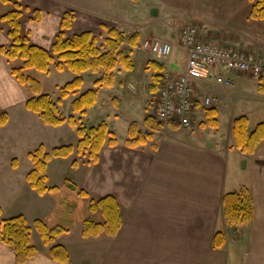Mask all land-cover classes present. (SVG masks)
<instances>
[{"label":"crops","instance_id":"crops-1","mask_svg":"<svg viewBox=\"0 0 264 264\" xmlns=\"http://www.w3.org/2000/svg\"><path fill=\"white\" fill-rule=\"evenodd\" d=\"M20 3L29 9L20 19L21 32L28 35L32 45L48 52L55 37L61 32V19L65 13L72 12L75 16L71 29L63 32L67 38L90 32L104 39L107 32L103 27L115 29L127 39L136 36L135 48L128 44L122 47L133 70L126 72L118 68L115 73L120 69L126 72L119 85L126 88L131 84V96L135 97L139 92L145 94L142 119L139 122L128 121L129 126L136 124L138 131L143 134L148 132L144 119L151 117L158 92L149 91L152 82L148 76L144 77L146 70L154 71V67L148 65V60L163 65V74L167 70L182 71L185 55L175 44L172 55L167 59L152 58L142 51L141 44L153 37L143 26L135 23L138 14L137 9L133 10L132 7L136 8L141 3L148 8L149 18L156 19L150 25H162V30L167 33L163 41L176 42L180 31L191 24L198 28L201 41H213L264 55V19L251 18L254 6L251 0H77L72 6L61 4V0H20ZM153 9L157 11L155 17L151 16ZM10 10L9 5L0 6V18ZM33 11L39 12L38 23L30 22ZM7 30L6 23L0 22V47L10 45ZM18 61L21 62H8L0 57V111L8 115L7 124L0 128V167L4 168L0 170V182L4 180L15 185L14 191H10V205L19 202L23 209L28 207V210H35L33 215L24 212L16 215H22L32 231L34 221L44 222L47 214L55 212L58 204L53 198H57L60 189L49 185V166L56 159L46 165L45 185L57 190L39 196L29 187L26 176L33 169V164L28 155L40 146L49 152L51 148L48 142L41 141L38 144L37 137L41 136L39 132H43L47 141H52L54 139L48 135L55 134L50 128L58 129L60 126H46L36 115L25 109V102L33 95L10 75L11 68L22 66L21 62V65L14 67ZM139 73L142 75L140 79L137 77ZM223 74L233 86L222 90L212 82L200 84L202 89L199 90L200 96L195 104L194 119L189 131L167 127L165 129L170 134L166 138L155 137L163 130L151 133L152 138L144 146L135 149L127 148L126 140L116 141L115 147L104 146L101 149L97 163L91 164L82 159L76 168L71 169L70 183L84 191L89 199L111 197L119 204L122 224L114 237L83 238L84 220L74 234L72 228L61 223V220H56L52 225L44 222L48 228L60 226L68 229V233L58 236L53 245H60L66 250L69 264H264V141L251 155H242L236 150L232 125L239 117L229 119L228 137L224 146L219 135H216L219 108L223 101L229 102L234 87L235 81L231 78H246L243 87L255 89L259 96L256 112L261 116L255 127L264 124V82L249 75ZM117 75L114 74V84L119 83ZM140 87H146V91ZM92 90L97 91V88ZM203 92L214 93L220 98L219 106L214 108L217 126L214 128V142L209 148L193 136L199 129L207 127H204V123L207 121L208 110L203 109L201 103ZM74 97L77 99L79 96ZM240 117L247 119L248 132L251 133L255 127L249 130V118ZM25 147L29 148L25 150ZM18 148L22 149V157L30 162L25 172L20 174ZM70 158L63 160L68 161ZM242 188H246L250 194L252 219L245 227L231 228L223 218L222 199L226 194L238 192ZM0 208L2 219H8L1 200ZM217 232L225 240L219 250L213 249V239ZM35 234L38 255L25 264H59L51 261L47 255L52 245L45 246L36 231ZM0 264H16L13 253L1 243Z\"/></svg>","mask_w":264,"mask_h":264},{"label":"trees","instance_id":"trees-1","mask_svg":"<svg viewBox=\"0 0 264 264\" xmlns=\"http://www.w3.org/2000/svg\"><path fill=\"white\" fill-rule=\"evenodd\" d=\"M251 2L254 3L251 18L264 19V0H251ZM5 5H9L11 10L0 18V22L6 23L8 27L6 35L10 45L0 47V57L8 62L20 60L23 63L18 68H11L10 75L20 86L26 87L33 95L25 102V109L36 115L46 126L59 127L67 122L72 128L76 129L78 136L75 147L76 154L86 157L91 164L97 163L101 149L104 146L115 147L116 140L108 132L105 123L91 128L77 124L85 116L86 110L91 109L96 104V90L86 91L72 102V112L79 115L78 121L72 116L67 120L62 118L58 106L62 103V100L81 89L83 74L100 75L93 82L94 88L110 89L114 85V72L118 68L132 71L133 65L123 53L122 47L128 44L130 47L135 48L137 46L136 36L133 35L127 39L123 33L103 27L107 32V37L102 42L103 45H100L98 38L90 32L67 38L63 32L71 29L75 16L72 12L65 13L61 19V32L55 37L51 50L48 52L32 45L28 35L21 32L20 19L24 12H29V9L24 8L20 0H0V6ZM39 21V12L33 11L30 22L38 23ZM53 64L56 71H67L75 76L72 81L61 88L60 99L57 103H54L48 95L42 94L40 83L26 74V71L29 70L48 74L49 66ZM151 65L154 67L153 70L156 74L152 77V86L149 91L154 93L161 83V75L165 67L156 63H151ZM215 115L214 109L206 111L207 126L216 128ZM7 122V113L0 111V128L4 127ZM144 126L148 130L145 134L138 131L136 124L132 123L129 126L125 142L127 148L135 149L144 146L152 138L151 133H159L165 127L164 124L156 122L149 116L144 119ZM166 126L170 129H179V126L174 123H169ZM247 126L248 121L245 117L235 119L232 125L234 147L242 155H251L258 145L264 141V124H258L251 133L248 132ZM73 152V147L62 146L52 149L48 154L44 153L43 147L40 146L29 154L28 158L33 164V169L26 176L29 187L39 196L55 192L56 188L49 189L45 185L47 180L45 175L46 165L53 158L67 159ZM71 166L76 168L77 163L73 162ZM66 184L72 192L87 200L89 214H99L102 218L99 223L84 220L82 222V237L116 236L122 224L119 204L111 197H104L99 200L89 199L84 191L78 190L69 182ZM222 211L227 226L242 228L249 225L253 212L249 191L242 188L238 192L226 194L222 199ZM1 217L2 211L0 208V243L13 253L16 264H25L36 257L38 249L31 243V228L26 219L22 215L8 219H1ZM33 228L45 246L52 245L47 254L49 259L59 264H69L66 250L60 245H53L58 236L68 233V229L60 226L48 228L41 220L34 221ZM224 243L223 235L217 232L213 239V249H221Z\"/></svg>","mask_w":264,"mask_h":264},{"label":"rangeland","instance_id":"rangeland-1","mask_svg":"<svg viewBox=\"0 0 264 264\" xmlns=\"http://www.w3.org/2000/svg\"><path fill=\"white\" fill-rule=\"evenodd\" d=\"M77 0H61V4L64 5H74ZM131 9H137L138 17H136L134 20L135 23L139 26H143V28L146 29V32H149L153 38L156 39H163L166 38V34L162 29V25H158L157 27H154L150 25V23H154L156 19H150L149 14L150 11H148V8L146 6L141 5L132 7ZM103 42V36H100L98 38V43L101 45ZM103 45V44H102ZM152 58H156L154 56H151ZM158 59V58H156ZM152 62L151 60H148V65H150ZM21 65V62H16L14 64V67H17ZM127 72V71H126ZM122 69H120L118 72H114V74H118L117 78L118 84H114L112 88L105 89V88H97V101L96 105L92 107L91 109H87L86 114L87 116L81 118L80 122H77L78 125H83L86 128L91 127H97L101 123H105L108 127L109 132L113 133V137L118 142H123L124 140H127V133H128V121H135L139 122L142 119L143 113H144V106H145V94H142L139 92L138 94H135L134 96H131V92H133V89L131 84L127 85L126 88L122 87L121 84L123 82L122 78L125 75V73ZM146 75L144 77L149 78V80L152 82V77L154 75V71H148L146 70ZM27 75L37 80L41 87H42V94L48 95L50 99L57 103L60 99V90L61 88L72 81L74 79V75L70 72H58L54 68V64L49 66V73L48 74H42L40 72H37L35 70H29L27 71ZM100 75H92V74H83L82 78L84 81L83 87L75 92L74 94L70 95L67 99L62 100V103L58 106L59 108V114L62 118L68 119L70 116H72L76 121L79 119L78 114H73L71 104L75 100L74 96H80L81 94L85 93L84 89L94 88L93 82L99 78ZM139 79L142 77L141 73L137 75ZM232 81H235L234 87L232 88V91L230 93V100L229 102H224L219 108L218 111V131L216 135L218 134L221 140L223 141V146L226 142V139L228 137V121L230 118H236L240 116H247L250 121V129L253 130L255 125L257 124L260 116L259 112H256L257 108L259 107V104L257 102L258 94L256 93L255 89L253 87H243V83L246 82V78H241L240 80H236L231 78ZM260 81H263L262 79H258ZM264 82V81H263ZM144 82H142L143 85ZM160 85V84H159ZM143 88L144 92L146 91V87H140ZM91 89V90H92ZM139 91V89H137ZM89 91V90H87ZM137 96V97H136ZM132 98L131 99H129ZM155 105L152 108V111L154 109ZM85 114V115H86ZM152 115V112H151ZM204 123V122H203ZM207 126V121L204 123V127ZM61 127V128H60ZM58 129L50 128L52 130V133L55 134V136L49 137L53 138L54 140H49L45 137L43 132L41 133V136L37 137L40 144L41 141H46L49 143L48 146H50L51 150L49 152L45 151L44 153H50L53 148H59L62 146H71L74 145V143L78 142V136L76 133V129L72 128L67 122H65L62 126H60ZM168 126L165 125L163 131L159 134L161 139L166 138L168 134H170L169 130H167ZM201 127V125H199ZM167 128V129H165ZM203 128V126L201 127ZM215 130L214 128L207 126L205 129H199V132L193 136L197 139H200V142L202 144H205V147L209 148L210 144L214 142L213 138L215 137ZM142 133V132H141ZM54 144V145H53ZM77 145V143H76ZM73 147L74 152L72 154V157L67 161L63 159H56L53 160L52 163H50L49 166V172H50V183L51 186H57L60 189V194L57 196V198H53L55 202H57L58 206L57 209L53 214H47L46 219H44V222L46 224H54L56 220H61V223H64L67 225L68 228H72L73 234L77 232L78 227L80 226V223L83 220H94L96 222H101L102 218L98 215H91L88 212V202L85 199L80 198L75 192H72L68 187L66 183H70V180L72 178V171L71 169H74L71 164L73 162H76L78 165V162L84 160H88L86 157L78 156L75 151V147ZM33 146V145H30ZM29 147H25V150H27ZM34 151V150H33ZM31 151V152H33ZM19 156V173L25 172L26 168L28 167L27 164L30 162L27 160V158L22 157L23 152L21 148H18ZM54 159V158H53ZM52 160V159H51ZM50 160V161H51ZM49 161V162H50ZM56 161V162H55ZM48 162V163H49ZM68 165V166H67ZM0 170L3 171L4 168L0 167ZM46 175V171H45ZM60 182V183H59ZM20 184V182H18ZM17 186V184H16ZM15 185L11 184L9 181H2L0 182V200L4 206L5 210V216L6 217H14L19 212H24L26 214H32L35 212V210L28 207L26 209H23V207H20V203H13L10 205L11 199H10V191L13 190ZM51 189V188H50ZM6 201V202H5ZM19 201V200H18ZM64 205V206H63ZM65 216L68 218L65 219ZM29 218V217H27ZM2 219V217H1ZM37 233V232H36ZM35 231H31V243L36 246L35 239Z\"/></svg>","mask_w":264,"mask_h":264},{"label":"built area","instance_id":"built-area-1","mask_svg":"<svg viewBox=\"0 0 264 264\" xmlns=\"http://www.w3.org/2000/svg\"><path fill=\"white\" fill-rule=\"evenodd\" d=\"M174 44L185 55L182 71H166L161 75L157 103L151 117L158 123L177 124L182 130L192 128L195 104L199 98L200 84L212 82L218 88L230 89L233 84L223 72L232 75H249L264 81V55L235 49L213 41H201L198 28L189 24L179 33L176 42L152 38L141 44L140 49L149 56L167 59L173 53ZM202 93V92H201ZM202 107L205 110L219 106L220 98L214 93L203 92Z\"/></svg>","mask_w":264,"mask_h":264},{"label":"water","instance_id":"water-1","mask_svg":"<svg viewBox=\"0 0 264 264\" xmlns=\"http://www.w3.org/2000/svg\"><path fill=\"white\" fill-rule=\"evenodd\" d=\"M151 16H153V17L157 16V11L155 9H153L151 11Z\"/></svg>","mask_w":264,"mask_h":264}]
</instances>
